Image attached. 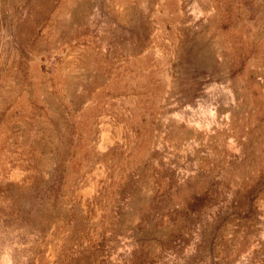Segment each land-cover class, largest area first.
I'll return each instance as SVG.
<instances>
[{
    "label": "rangeland",
    "instance_id": "1",
    "mask_svg": "<svg viewBox=\"0 0 264 264\" xmlns=\"http://www.w3.org/2000/svg\"><path fill=\"white\" fill-rule=\"evenodd\" d=\"M0 264H264V0H0Z\"/></svg>",
    "mask_w": 264,
    "mask_h": 264
}]
</instances>
